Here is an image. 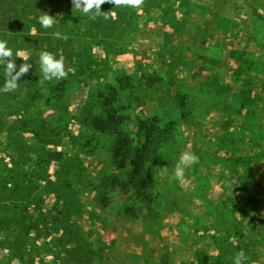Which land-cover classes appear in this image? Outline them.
<instances>
[{"label": "rangeland", "instance_id": "obj_1", "mask_svg": "<svg viewBox=\"0 0 264 264\" xmlns=\"http://www.w3.org/2000/svg\"><path fill=\"white\" fill-rule=\"evenodd\" d=\"M114 11L93 21L71 0H0V40L33 65L14 92L0 68V264H233L241 250L264 264V0ZM41 50L74 74L41 82ZM107 113L129 117L130 136L147 119L170 130L150 214L118 191L130 170H116L114 139L92 125ZM186 149L199 163L180 183Z\"/></svg>", "mask_w": 264, "mask_h": 264}, {"label": "clouds", "instance_id": "obj_2", "mask_svg": "<svg viewBox=\"0 0 264 264\" xmlns=\"http://www.w3.org/2000/svg\"><path fill=\"white\" fill-rule=\"evenodd\" d=\"M73 4V9H78L90 20L95 21L97 18H103L107 21L110 18L116 17V12L114 9L120 7H130L134 9H140L144 0H71ZM114 5V9L111 11L103 12L101 11V6L104 4ZM38 17V23L45 30L52 29L57 23L56 18L49 15L47 12H40ZM35 28L32 29L34 33ZM51 36L58 40L68 41L69 37L67 34L62 33L59 30L50 33ZM38 60L36 63L39 65V70L42 74V81H53L67 79L69 73L75 72L74 68H66L65 58L57 56L47 50H41L37 53ZM14 58H20L23 63L19 66L16 65ZM28 57L22 51H17L15 57L13 55V50L8 47V42L6 40H0V68L3 69L5 75V81L3 84V89L8 92H14L19 88L18 81L25 75H27L30 69L33 67L31 63H28ZM18 68V70H17ZM199 163V157L189 150H184L179 154V160L175 165L173 170V179L183 183L185 180V170L190 166ZM162 170L166 171V167ZM248 257L243 250L235 253L233 257V264H247ZM12 264H16L14 260Z\"/></svg>", "mask_w": 264, "mask_h": 264}, {"label": "trees", "instance_id": "obj_3", "mask_svg": "<svg viewBox=\"0 0 264 264\" xmlns=\"http://www.w3.org/2000/svg\"><path fill=\"white\" fill-rule=\"evenodd\" d=\"M129 117L125 114L107 113L96 118L92 125L96 132L107 138H113L112 154L117 171L129 169L130 174L118 185L122 195L134 193L141 197L147 213L152 210L154 198L147 190L150 188L151 167L158 159L159 153L169 141L170 130L168 127L158 131L149 119L140 122L139 131L130 136L124 131ZM133 218L137 212H130Z\"/></svg>", "mask_w": 264, "mask_h": 264}]
</instances>
